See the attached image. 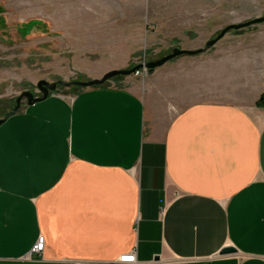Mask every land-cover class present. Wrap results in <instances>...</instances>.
Masks as SVG:
<instances>
[{
  "label": "crops",
  "instance_id": "1",
  "mask_svg": "<svg viewBox=\"0 0 264 264\" xmlns=\"http://www.w3.org/2000/svg\"><path fill=\"white\" fill-rule=\"evenodd\" d=\"M232 44L12 114L0 264H264V40Z\"/></svg>",
  "mask_w": 264,
  "mask_h": 264
},
{
  "label": "rangeland",
  "instance_id": "2",
  "mask_svg": "<svg viewBox=\"0 0 264 264\" xmlns=\"http://www.w3.org/2000/svg\"><path fill=\"white\" fill-rule=\"evenodd\" d=\"M259 17L264 0H0V120L25 91L41 96V80L100 79L176 47L203 48L228 25ZM244 39L264 40V23L230 31L206 52ZM149 77L118 76L103 85L137 89ZM82 89L59 85L56 91L73 97ZM25 106L23 100L19 111Z\"/></svg>",
  "mask_w": 264,
  "mask_h": 264
},
{
  "label": "water",
  "instance_id": "3",
  "mask_svg": "<svg viewBox=\"0 0 264 264\" xmlns=\"http://www.w3.org/2000/svg\"><path fill=\"white\" fill-rule=\"evenodd\" d=\"M264 23V17H259L252 19L250 21L244 22V23H239V24H231L225 27L215 38L209 40L205 47L196 49V50H187V49H181L179 47H176L172 50L171 53L161 57L160 59L150 61L147 63H141L136 66H134L131 69L128 70H112L107 72L102 78L100 79H94L92 81H87V82H82V81H73L70 83H65L62 81L59 82H54V83H49L46 80H41L37 84V89L41 93V96H35L33 92L30 91H25L22 93L16 100V107L13 109L11 113H9L5 118L0 120V126L12 115L15 114L19 111L21 107V102L23 100H26V105L27 106H32L35 105L37 102L44 101L48 98V96L55 92L58 89L59 85H63L66 87H71V86H78V87H84V88H90V87H95V86H101L105 84L106 82L110 81L111 79L118 77V76H131L134 75L137 71L140 70H145V71H150V70H155L159 67H162L166 63L172 61L175 58L188 55V56H195L202 54L215 46L220 40H222L227 33L230 31H237L241 30L253 25H258ZM236 252V249L234 248H225L220 252V255H228L231 253Z\"/></svg>",
  "mask_w": 264,
  "mask_h": 264
},
{
  "label": "built area",
  "instance_id": "4",
  "mask_svg": "<svg viewBox=\"0 0 264 264\" xmlns=\"http://www.w3.org/2000/svg\"><path fill=\"white\" fill-rule=\"evenodd\" d=\"M145 72L147 71L140 70V71H137L135 75L138 76ZM44 249H45V237L41 235L40 237H38L36 243L31 248L28 258H32L34 256H41ZM120 262L125 263V264H136L137 263L136 253L132 252L128 255L121 257Z\"/></svg>",
  "mask_w": 264,
  "mask_h": 264
},
{
  "label": "trees",
  "instance_id": "5",
  "mask_svg": "<svg viewBox=\"0 0 264 264\" xmlns=\"http://www.w3.org/2000/svg\"><path fill=\"white\" fill-rule=\"evenodd\" d=\"M148 72L149 74H151L154 72V70H150ZM256 104H257V107L264 108V93L260 96Z\"/></svg>",
  "mask_w": 264,
  "mask_h": 264
}]
</instances>
